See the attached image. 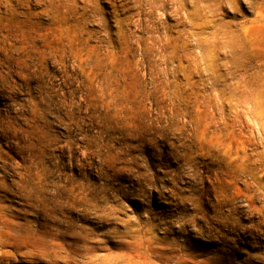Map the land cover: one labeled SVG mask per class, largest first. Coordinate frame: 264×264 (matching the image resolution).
Here are the masks:
<instances>
[{"label": "rangeland", "instance_id": "374dc122", "mask_svg": "<svg viewBox=\"0 0 264 264\" xmlns=\"http://www.w3.org/2000/svg\"><path fill=\"white\" fill-rule=\"evenodd\" d=\"M0 264H264V0H0Z\"/></svg>", "mask_w": 264, "mask_h": 264}, {"label": "bare ground", "instance_id": "6f19581e", "mask_svg": "<svg viewBox=\"0 0 264 264\" xmlns=\"http://www.w3.org/2000/svg\"><path fill=\"white\" fill-rule=\"evenodd\" d=\"M19 189V188H18ZM8 191V190H7ZM16 192V191H15ZM17 194V193H16ZM33 250V249H32ZM63 262V261H62Z\"/></svg>", "mask_w": 264, "mask_h": 264}]
</instances>
